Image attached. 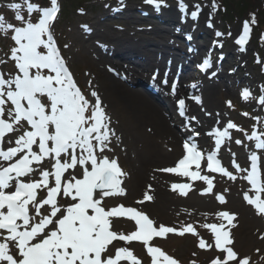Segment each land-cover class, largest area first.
Here are the masks:
<instances>
[{
    "label": "snow or ice",
    "instance_id": "6c2138e0",
    "mask_svg": "<svg viewBox=\"0 0 264 264\" xmlns=\"http://www.w3.org/2000/svg\"><path fill=\"white\" fill-rule=\"evenodd\" d=\"M145 2L157 9L167 6L164 0ZM25 6L28 17L38 14L36 20L21 14ZM179 7L183 11L187 6L179 0ZM212 7H218L215 0ZM11 8L16 10L14 19L19 26L6 23L0 15V34L14 42L8 56L14 70L5 71L3 66L8 61L0 59V160L6 162V166L0 164V264H142L127 246L116 248L113 254L110 246L114 241L126 245L141 242L151 264H179L151 242L170 233L196 235L191 224L178 231L164 224L155 225L146 213L134 207L104 204L106 198L126 195L122 184L128 174L118 158L105 155L106 151H112L110 143L115 131L100 96L92 91L93 102L83 94L57 44L53 29L61 11L58 0H50V6L23 0V4L12 3ZM195 8L197 11L191 12L193 18H197L200 6L197 4ZM257 23L255 13L250 20L243 21L242 34L236 40L241 50ZM260 41L264 43V33ZM200 67H209V60L205 59ZM163 83L167 84V79ZM172 91L175 93L176 83L172 84ZM250 95L248 89L241 93L244 100ZM226 103L233 107L231 101ZM259 103L264 106V95L259 97ZM178 107L184 116V99L178 101ZM230 129L243 131L229 120L223 131H214L215 150L206 156L189 138L183 143L185 154L176 165L158 171L203 181L207 187L202 194L211 193L214 188V177L201 174L205 170L202 162L206 163L207 172L235 181L237 175L223 167L217 158L222 144L231 138ZM247 138L257 141L256 149H264V132L253 131ZM235 143L239 145L242 141ZM248 159L249 168H242L235 159L232 166L236 173H246L240 177L250 185L249 191L244 192V200L257 214L264 215L261 158L253 152ZM77 168L82 170L79 177L74 174ZM37 173L39 178H34ZM172 189L187 195L190 185L174 183ZM216 199L226 203L223 195H217ZM151 200L145 193L144 199L137 203ZM217 217L219 223L203 225L211 231L214 242L210 244L201 238L198 244L200 249L214 248L220 253L210 264H251L250 257H241L234 248L232 228L236 227L233 223L236 215L220 211ZM114 218L133 221L135 230L128 234L113 230Z\"/></svg>",
    "mask_w": 264,
    "mask_h": 264
},
{
    "label": "bare ground",
    "instance_id": "6f19581e",
    "mask_svg": "<svg viewBox=\"0 0 264 264\" xmlns=\"http://www.w3.org/2000/svg\"><path fill=\"white\" fill-rule=\"evenodd\" d=\"M185 5L188 6V4ZM136 7L106 9L104 10V18L112 20L116 17H122L131 20L132 15L134 16L139 9ZM160 8L164 9L163 6ZM188 10L189 7H186L183 11L175 9L174 6L168 7L166 11L164 9L160 12V16L163 17L161 20L164 23L171 21L170 26L178 25L182 27L181 32H192L194 30L195 36L204 35L208 39L215 40V32L205 28L199 30L200 24L204 23V18L209 16L208 11L202 9L196 19L190 20L185 15ZM197 20L200 22H195ZM197 24H199L198 27H194ZM165 32L159 33L157 42L153 41L144 46L127 42L116 46L90 44L88 38L97 36L96 33L76 34L72 36L74 48L70 52L72 57H77L85 62L87 66L83 81L86 83L88 99L94 102L91 92L96 91L103 102V107L111 117V127L115 131V136L111 137L110 147L112 151H106L105 155L118 158L120 166L128 174L123 178L122 187L126 189V195L124 196L128 202L136 203V201L143 200L145 193H147L152 197V200L137 205L145 212L153 213V215L158 214L159 218L163 213L165 214L170 210L173 194L172 184H186L190 178L158 171V169L176 165L179 159L182 158V142L189 140V138L192 139V136L195 135L193 133H199L198 138L192 139L199 147L209 146L214 148L213 139L216 138L214 131L216 129L223 131L226 127L224 124L226 112L219 104L220 94L223 93L225 96H233L235 99L242 100V96L239 94L241 92L240 88L251 87L255 83L236 56H233L232 50L236 49L233 47L224 55L220 69L223 70L228 65L235 69L231 76L236 79L238 90L227 84L221 70L213 75L212 81L200 83L201 85L190 90L184 88L181 83L176 86V91L173 93L172 88H165L163 91V87L155 84V86L161 87V94L165 96V99L162 98L166 103L169 104L175 98L185 100V115L174 114L173 105L161 102L159 98L153 95V91L148 90L145 85H149V82L152 81L154 76L156 77V74L161 72L162 68L172 66L171 61L167 62L169 52H181V55H183L189 53L191 48L192 52H196L198 57H201L206 52L211 51L208 50L207 38H205L207 44L202 48L187 45L182 50H176L166 36L171 33L165 34ZM152 53L159 57L157 64L146 59V56ZM173 61L176 60L173 59ZM156 65H162V68ZM151 68L154 69L152 75L149 74ZM125 74L130 77L128 78L129 81L122 79V75ZM141 75L142 77H140ZM191 80L186 78L185 83ZM134 84H137L140 88L134 89ZM188 91L192 92L193 100H190ZM197 97L199 102H197ZM191 117L196 119L191 120ZM183 121L190 122L191 128L184 127V129H180L179 126ZM209 133H213V135H209ZM45 167H48L47 162ZM192 170H195V167ZM201 174H206V171H202ZM37 175L38 173L34 178ZM250 195L252 194L250 193ZM239 201L231 198L230 203L232 205L234 203L240 204ZM203 204L213 206L214 203L206 200Z\"/></svg>",
    "mask_w": 264,
    "mask_h": 264
},
{
    "label": "rangeland",
    "instance_id": "374dc122",
    "mask_svg": "<svg viewBox=\"0 0 264 264\" xmlns=\"http://www.w3.org/2000/svg\"><path fill=\"white\" fill-rule=\"evenodd\" d=\"M142 1L143 0H123V2H121V0L91 1L81 5V12L74 13V11H70L67 17L64 18L61 15L60 18L56 20L53 29L55 39L58 46L60 47L64 59L66 60L67 67L74 77L75 82L87 98L86 83L83 81V75L86 72L87 66L85 65V62L79 60L77 57H72V54L70 53L74 48L72 36L81 33L85 34L86 32H94L97 34V36L88 38L90 44L93 43L99 45L116 46L117 44H125V42H127L134 45L140 44V46H144L145 44L151 43L153 41L157 42L158 36L160 35L159 33L166 31V29L168 32L173 33L172 27H174V25L163 26L161 23H159V21H153L148 18L144 19V16H142L146 14L150 15L153 12L160 13L164 9L166 11L168 7H173L169 5L170 0H164V4L167 5H162L164 9L153 8L155 6H148V3ZM239 1L240 0H233V5ZM15 2L23 4V1L19 2L18 0H0V15L5 17L6 23L11 22L19 26V22L15 21L14 19L16 10L11 8V4ZM48 2L49 1L47 0V3L42 4L41 6H48ZM184 3L188 4V6L190 5L189 10L187 11L190 15L192 11H197L195 8L197 3L194 0H184ZM246 3L250 5V0H246ZM129 6H137L136 8H139L136 14L134 16L132 15V19L129 21L122 17H116L112 20H106V18H104V10L106 9L115 10L116 8ZM199 6L200 8L207 10L209 13V16L204 18V23L209 24V21L213 20L215 23L212 24L213 31L223 33L221 38L226 40V44L232 42L236 32L231 30L242 26V23L245 20H232L231 23L224 25L216 14L215 9L212 7V3L206 2L204 5L200 4ZM174 7L177 10L180 8L179 5ZM62 8L63 0H61V9ZM21 14L25 15L26 18L33 20H36L38 15L33 14L31 17H28L26 6L21 9ZM261 25L264 26V19L261 20ZM228 33H231V35H228ZM11 35L12 33L9 32L8 36L10 37ZM166 36L168 39L171 38L169 34ZM0 45L2 50V59L8 61L7 64L4 65V70H14L13 62L8 59L10 54L9 50L12 46H14V42L11 39H5L3 35L0 34ZM65 45H67V47H65ZM254 46L252 47V45H249L244 48V52L241 53L243 55L237 54L238 59H240V64L245 69L246 73L248 72V74L251 75L255 82L251 87L249 86L240 88L242 91L244 89H248L251 93L250 98L240 102L233 96L228 97L223 93L220 94L219 97L220 107H222L226 112L224 124L227 125L228 121L231 120L236 125L239 124L245 128V132L243 130L241 133H236V131L230 129L229 132L231 138L226 140L227 144L229 141L231 144L233 141L234 144L238 138L246 144V142L249 140L247 137L250 127L257 123L259 118L261 122H264V106L261 105L260 107L255 108V104L259 103V97L264 95V91H262V86H264V68L260 70L258 67H253V64H251ZM153 54L154 53L147 55L146 57H151L150 59H153ZM11 63L12 66L10 65ZM225 67L230 68V65ZM222 72L224 73L223 76H225L226 79H229V81H234L233 78H227L228 75L225 73V70ZM234 86L238 90V85ZM226 98L227 101L232 102L233 107H228L226 103L227 101L225 100ZM249 103L252 106H249ZM243 113H248V115L245 116ZM248 124L250 126H247ZM241 126L238 127L241 128ZM236 149L239 150V148ZM246 149L247 152H244L245 154H242V152L239 151V157L243 156L241 159H244L245 157L247 160L248 152L250 151L251 154L255 152L250 150V147H246ZM260 156L262 164L261 168L263 170L264 176V149L262 152H260ZM229 171H232L234 174H236L232 168ZM75 175H78V172ZM237 177L238 178L235 181L229 180L227 177H223L222 175H219L217 178L214 177V188L211 193L202 194L203 190L207 187L206 183L203 181H193L192 184H189L190 189L188 190L187 195H181L179 190L175 193L173 192L169 212H165V214L163 213L161 218L158 217V214L153 215V213L149 212L146 214L155 222V225L157 226L164 224L169 227L181 229V227L187 224H193L197 229L198 236L193 238L166 236L165 238L153 240L151 243L154 246L160 247L166 254L176 259L179 264H192L193 261H195L196 264H210L211 259L220 253L214 248L205 250L198 247L199 240L201 238L210 244L214 242L213 235L207 231L203 225L219 223L220 220L217 217V213L220 211H229L236 215V219L233 221L236 227L232 228L235 250L241 257H250L251 264H264V259H261L264 257V239H261V237L264 236L263 215L261 216L257 213H253L250 209V206L247 208L242 201H239L240 204L234 203L232 205L230 203L231 198L236 201L237 199H241L239 194L244 192L243 188L246 186L240 176L237 175ZM217 195H223L225 197L226 203H220V201L216 199ZM206 200H210L212 203H214L213 206H206L203 204ZM104 204L107 207H113L122 204L125 207H134L137 210L139 209V207H137V201L136 203L128 202L125 196L106 198ZM113 230L128 234L129 232L135 230V223L127 218H114ZM121 246L129 247L140 259H145V255H147L143 244L141 245L135 241L127 245L123 241H121V243H115L114 246L111 247V252L114 254L116 248ZM257 249H259V251H257Z\"/></svg>",
    "mask_w": 264,
    "mask_h": 264
},
{
    "label": "trees",
    "instance_id": "16d2710c",
    "mask_svg": "<svg viewBox=\"0 0 264 264\" xmlns=\"http://www.w3.org/2000/svg\"><path fill=\"white\" fill-rule=\"evenodd\" d=\"M38 1V0H32ZM62 16L65 18L68 16L71 10H77L81 8V5L91 0H63ZM219 12L226 20H231L236 17H247L255 13L256 18L260 21L264 19V0H250V5L246 3V0H240L233 5V0H217ZM258 25V24H257ZM258 29L262 26L258 25Z\"/></svg>",
    "mask_w": 264,
    "mask_h": 264
}]
</instances>
